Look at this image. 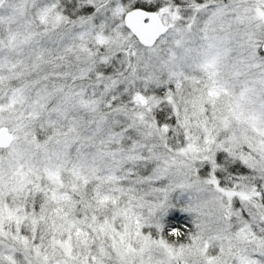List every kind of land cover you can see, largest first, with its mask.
<instances>
[{
    "label": "snow or ice",
    "instance_id": "6c2138e0",
    "mask_svg": "<svg viewBox=\"0 0 264 264\" xmlns=\"http://www.w3.org/2000/svg\"><path fill=\"white\" fill-rule=\"evenodd\" d=\"M0 264H264V0H0Z\"/></svg>",
    "mask_w": 264,
    "mask_h": 264
}]
</instances>
